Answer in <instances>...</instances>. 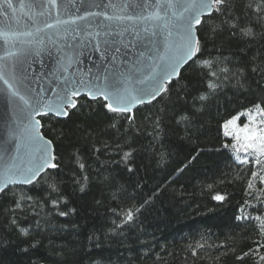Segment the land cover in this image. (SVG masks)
Listing matches in <instances>:
<instances>
[{
	"label": "trees",
	"instance_id": "trees-1",
	"mask_svg": "<svg viewBox=\"0 0 264 264\" xmlns=\"http://www.w3.org/2000/svg\"><path fill=\"white\" fill-rule=\"evenodd\" d=\"M230 2L231 16L251 27L254 37L226 25L228 14L204 18L219 27L197 63L182 70L163 98L137 108L131 127L125 120L118 122L119 131L109 127L114 114L86 97L80 102L95 105L94 110H70L66 119L41 118L60 167L35 187L13 186L1 195L0 264H264V234L255 219L264 218V183L251 175L264 172L236 161L233 150L223 147L231 141L221 127L264 101V79L251 71L264 69V18L254 12L256 0L253 10L245 7L249 0ZM198 34L204 41L208 26ZM199 60L212 61L219 77V87L203 105L193 97L208 93L210 77ZM241 67L244 88L231 74ZM180 113L191 118L188 125L177 124ZM130 150L131 159L124 161ZM78 161L85 164L83 171ZM53 181L59 191L50 195ZM21 191L32 199L13 214ZM57 195L60 203L54 208L51 200ZM13 218L28 237L20 235Z\"/></svg>",
	"mask_w": 264,
	"mask_h": 264
},
{
	"label": "snow or ice",
	"instance_id": "snow-or-ice-1",
	"mask_svg": "<svg viewBox=\"0 0 264 264\" xmlns=\"http://www.w3.org/2000/svg\"><path fill=\"white\" fill-rule=\"evenodd\" d=\"M49 4L53 7L56 6V0H48ZM6 8L0 11L7 12L8 9H13V0H2ZM232 3L230 0H125L124 3L108 2L104 4L91 3L84 7V16L77 17V19H86L87 17H103L106 21L119 20L132 22V29L125 27L121 32L105 31L106 36H113V39L98 41L94 44L95 51L101 53V62L98 66V72L89 78H80L79 80L72 81L68 78L62 80L58 85L59 91L53 89V95L56 97L54 102H50L42 93L47 89L42 88L35 96L22 95L18 90H12L13 85L4 79L2 71H0V80L11 91V95L18 98L23 107L21 113L24 118L29 121L28 131L30 138L33 142L37 143L39 147L36 149L38 155L33 156L24 168L16 166L15 171L13 167H6L3 172H0V194H7L6 189L10 185H31L35 187L38 178L43 179L44 175H53L48 170L59 169V164L56 163L57 157L53 148V142L47 140L40 132L42 127L40 120H34L35 116H48L49 118H68L70 110H79L83 107L95 109V105L91 103H81V95L87 97L88 101L96 102L100 108L106 113L114 114L112 116L113 123L109 127L119 131L117 127L120 120H125L131 127L134 124L133 109L137 105L151 103L157 97L163 98V95L169 93L171 89L167 87L172 84L173 79H179V69L189 61L197 63L199 57L203 54L205 41L214 37L219 26L210 24L208 20L203 17L207 16L211 20L216 19L213 13L219 16L228 14V20L224 23L230 28L235 29L243 37H254L255 33L249 26H241L239 17L233 18L231 16ZM20 7L24 8L25 5L21 0ZM28 8L33 7L32 4L27 5ZM249 10H253L252 0L245 5ZM89 8L103 9L100 12L89 11ZM107 9H119L123 15H109ZM131 10L129 13L128 10ZM79 10V9H78ZM258 19L264 18V0H256L254 9ZM42 14V13H41ZM75 21H73L74 23ZM137 22L151 23L152 28L144 27L143 33L150 35H141V30H135ZM59 23V21H58ZM209 28V34L205 36L202 41L201 36L198 34L203 30L204 26ZM53 27V25H46ZM153 29H162L165 33L163 50L157 51L153 54V49L149 44L153 43L151 36L158 35V32ZM133 33V40L123 43L122 40H117V37H123L125 32ZM178 37L174 39L173 36ZM235 34V32L233 33ZM20 35H31V33H10L8 31L0 30V40L5 45L11 43L16 37ZM101 33H95V37L100 36ZM136 41L137 43H133ZM147 41V42H145ZM122 44L124 49H136V51H125V59L121 63H116V54L121 52V47L116 46ZM143 48L144 50H140ZM112 55L109 58L108 53ZM14 53L6 51L5 57L12 56ZM105 59H111L112 65L109 67L104 63ZM71 57L67 58L68 67L71 66ZM202 68L208 69L206 73L210 78L207 82L208 93L200 94L198 97H193L194 100H199L201 104L207 102L209 97L214 94L219 87L216 80L219 79L216 71H212L214 63L209 60H199ZM62 71H67V68L61 66ZM221 72L227 74L231 72L228 68H221ZM245 69L243 67L237 68L235 72L231 73L237 77L236 86L244 88L245 81L241 78L244 75ZM251 71L260 74L264 79V69L260 67H252ZM176 85H173L175 88ZM183 103L187 101L183 97H178ZM264 101L254 103L249 108L237 112L230 118L223 121L221 127L223 136L228 138L231 143L224 144L223 147L233 150L237 162L243 165L253 164L258 167L260 171L264 172ZM202 111V107L195 109ZM242 117L247 118V122L242 121ZM257 117H261L257 121ZM34 121V122H33ZM177 124L188 125L191 118L184 113H180L176 120ZM157 124L159 121L156 122ZM99 151V149H96ZM130 150L124 153L123 160L128 161L132 157ZM243 152L244 158L242 159L239 153ZM78 167L83 171L85 164L78 161ZM131 171V169H129ZM253 178H258L260 182L264 183V175H259L254 171L251 173ZM87 180V176L84 177ZM50 195L52 193L58 194V186L55 181L48 185ZM249 188H253V184L249 183ZM81 191H84V185H81ZM15 195V194H14ZM30 196H25L21 191L15 199V207L10 209L13 214L17 211H23L24 206L31 201ZM217 200H223V196L217 195ZM60 198L57 195L56 199L51 200L52 206L58 207ZM61 216H66L68 213L60 212ZM128 220H132V213H128ZM249 217H243L248 219ZM242 219V217H237ZM258 221L257 227L259 231L264 234V218L256 217ZM12 224L16 227L17 231L23 237L30 235L27 229L17 225L16 219H12ZM39 241L32 244L31 247H36ZM27 251V249H25ZM264 260V256L260 257Z\"/></svg>",
	"mask_w": 264,
	"mask_h": 264
},
{
	"label": "water",
	"instance_id": "water-1",
	"mask_svg": "<svg viewBox=\"0 0 264 264\" xmlns=\"http://www.w3.org/2000/svg\"><path fill=\"white\" fill-rule=\"evenodd\" d=\"M108 2L110 0H56V6L53 7L48 0H23L25 7L21 8V0H13V9H8L6 13L0 11V30L10 33H31V35H20L7 45L0 40V57H5L6 51L14 53L6 59H0V71H2L4 79L13 85L12 90H18L22 95L35 96L44 88L47 91L42 94L50 102H54L56 97L53 95V89L59 91L58 85L63 79L68 78L76 81L82 77L87 79L95 75L99 70L101 53L95 51L94 44L105 39L110 41L113 39V36H106L105 31L121 32L125 27L129 29L133 27L132 22L126 20L106 21L103 17L77 19V17L85 15L84 7L87 5ZM111 2L120 4L125 0H111ZM134 2H139V0H134ZM29 4H32L33 7L28 8ZM3 8H6V5L0 0V9ZM88 10L100 12L103 9L89 8ZM107 11L109 15L124 14L119 9H107ZM128 11L131 12L130 9ZM73 21L75 22L73 23ZM46 25H53V27ZM144 27L152 28V25L151 23L137 22L135 30H141L142 36L150 35L143 33ZM153 30L157 31L158 35L150 37L153 43L149 44V47L155 54L157 51L163 50L165 33L162 29ZM97 32L101 35L94 39ZM173 38L178 39L175 34ZM116 39L127 43L133 40V33L125 32L122 38L117 37ZM133 43L137 42L133 41ZM116 46L121 47V52L116 54L115 62L121 63V67H123L125 51L134 52L136 49H124L122 44ZM107 55L110 58L112 53L109 52ZM68 57L72 59L70 67L67 64ZM104 63L110 67L113 61L105 59ZM188 64L179 69L180 74ZM62 65L67 68V71L61 70ZM174 80L177 79L174 78ZM82 97L85 96L81 95L80 98ZM159 98L157 97L156 100ZM151 103L137 105L133 109V113L140 106ZM22 107L18 98L11 95L4 80H0V172H3L6 167L13 166L22 169L33 156L38 155L36 149L39 145L30 138L29 121L21 113ZM43 117L46 116H35L34 120L41 122ZM40 132L44 136L42 127ZM13 170L15 171V167ZM13 186L31 185L17 184L10 185L9 188Z\"/></svg>",
	"mask_w": 264,
	"mask_h": 264
},
{
	"label": "rangeland",
	"instance_id": "rangeland-1",
	"mask_svg": "<svg viewBox=\"0 0 264 264\" xmlns=\"http://www.w3.org/2000/svg\"><path fill=\"white\" fill-rule=\"evenodd\" d=\"M243 118V117H242ZM261 119V117H257V121H259ZM243 122H247V118H245L244 120H243Z\"/></svg>",
	"mask_w": 264,
	"mask_h": 264
}]
</instances>
